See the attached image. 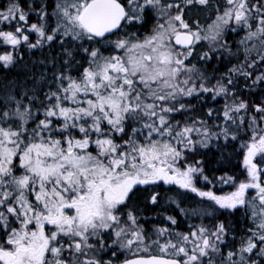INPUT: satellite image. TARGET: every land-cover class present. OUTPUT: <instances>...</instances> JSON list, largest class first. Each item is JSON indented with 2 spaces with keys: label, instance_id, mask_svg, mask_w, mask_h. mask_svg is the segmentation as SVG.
Masks as SVG:
<instances>
[{
  "label": "snow or ice",
  "instance_id": "1",
  "mask_svg": "<svg viewBox=\"0 0 264 264\" xmlns=\"http://www.w3.org/2000/svg\"><path fill=\"white\" fill-rule=\"evenodd\" d=\"M54 44L59 53L42 61L53 68L50 81L42 74L47 91L0 95V264H264V96L252 100L264 92V0H8L0 9L5 67L22 61V46ZM225 54L237 62L209 73ZM218 97L220 108L185 116L192 100ZM221 139L239 145L243 178L210 179L204 160L191 159ZM161 185L198 199L184 208L169 197L185 231L174 215L145 227L141 203L158 205ZM222 210L252 224L238 245L232 223L216 218Z\"/></svg>",
  "mask_w": 264,
  "mask_h": 264
},
{
  "label": "trees",
  "instance_id": "2",
  "mask_svg": "<svg viewBox=\"0 0 264 264\" xmlns=\"http://www.w3.org/2000/svg\"><path fill=\"white\" fill-rule=\"evenodd\" d=\"M31 2V0H29ZM8 3V0H0V9L4 8ZM203 14H201V17ZM203 22V20H201ZM244 35L243 32H240L239 35L232 34L229 43L233 45V51H235V41L239 40ZM35 34H30V40L35 41ZM206 50V48L204 49ZM20 51L23 53V59L14 66L5 67L2 62H0V95L4 94L6 91L15 89L17 96L24 89L35 88L37 92L43 90L47 91V82L43 77H46L48 81L51 79V73L53 68L50 63H42V61H47L52 56H56L60 49L57 45H53L51 49L45 46L42 49H27L26 46H22ZM79 59V57H77ZM240 59H243L241 56ZM229 60L231 63H229ZM237 61L235 58L228 57L227 54L220 60L214 59L208 64V72L213 73L219 76L221 73L228 71V68L235 64ZM43 74V77H42ZM76 73L74 72L73 75ZM214 83V81H212ZM240 87L243 88L244 80L240 79ZM264 87V85H261ZM244 99H249V92L244 91L240 93ZM261 96H264V92L257 90L252 94V100L259 102ZM41 99L43 97L41 96ZM207 99V97H205ZM191 103L196 106V112L186 113L188 115H202L208 107L220 108L224 101L217 98L216 101L209 102L208 104L198 105L196 100H192ZM185 116L177 115L175 118L178 120H183ZM239 145L235 142L229 140L225 142L221 139L219 142H213L209 148L198 150L197 154L192 157V160L203 159L205 174L211 179L213 175L221 176L227 173L228 175H236L238 178H243L242 173V156L239 155ZM215 182V181H214ZM228 191L227 187L224 189ZM160 193L158 197V205H145L141 203V207L144 209V215L149 217V223H145L146 228H150V225H159L165 223L164 216L174 215L180 221L179 229L185 231L187 225L184 223V217L179 213V209L176 206L169 202V197L179 199L181 207L190 208V207H200L198 199L194 194H185L183 192H177L175 187L161 185L156 189ZM208 207L207 205H203ZM212 211L211 208H209ZM216 218L223 220L226 224L229 222L232 223V226L236 229L235 235L237 241L235 242L238 245V240L241 235H244L243 229L251 228L252 224L245 221L244 214L242 212H236L235 214L230 215L226 210H222L216 213ZM151 220H155L151 222ZM144 222V221H143ZM189 223H200L198 219L189 218ZM205 224L215 223L214 219H205ZM229 242L233 243L229 238ZM123 259V257H121Z\"/></svg>",
  "mask_w": 264,
  "mask_h": 264
},
{
  "label": "flooded vegetation",
  "instance_id": "3",
  "mask_svg": "<svg viewBox=\"0 0 264 264\" xmlns=\"http://www.w3.org/2000/svg\"><path fill=\"white\" fill-rule=\"evenodd\" d=\"M30 22H36V17L35 15L33 14L31 17H30ZM34 34V33H33ZM32 35V34H31ZM172 187V186H171Z\"/></svg>",
  "mask_w": 264,
  "mask_h": 264
},
{
  "label": "rangeland",
  "instance_id": "4",
  "mask_svg": "<svg viewBox=\"0 0 264 264\" xmlns=\"http://www.w3.org/2000/svg\"><path fill=\"white\" fill-rule=\"evenodd\" d=\"M155 220H151V222H154ZM141 223H144L143 221H141ZM107 258V257H106Z\"/></svg>",
  "mask_w": 264,
  "mask_h": 264
}]
</instances>
